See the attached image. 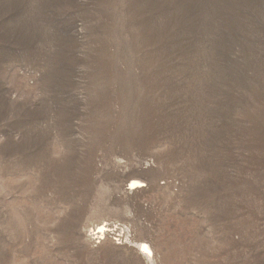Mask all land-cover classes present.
I'll return each mask as SVG.
<instances>
[{
  "label": "rangeland",
  "instance_id": "374dc122",
  "mask_svg": "<svg viewBox=\"0 0 264 264\" xmlns=\"http://www.w3.org/2000/svg\"><path fill=\"white\" fill-rule=\"evenodd\" d=\"M0 264H264V0H0Z\"/></svg>",
  "mask_w": 264,
  "mask_h": 264
},
{
  "label": "bare ground",
  "instance_id": "6f19581e",
  "mask_svg": "<svg viewBox=\"0 0 264 264\" xmlns=\"http://www.w3.org/2000/svg\"><path fill=\"white\" fill-rule=\"evenodd\" d=\"M141 182L137 181V180H134V181H132V185L133 186L134 185L138 186V185L141 184ZM103 229H105V228H103ZM139 250H140L141 254L145 255V257L147 256V258L152 257V255H153L152 250H151V248L149 247V245L147 243H141L139 245Z\"/></svg>",
  "mask_w": 264,
  "mask_h": 264
},
{
  "label": "built area",
  "instance_id": "2783aa9c",
  "mask_svg": "<svg viewBox=\"0 0 264 264\" xmlns=\"http://www.w3.org/2000/svg\"><path fill=\"white\" fill-rule=\"evenodd\" d=\"M104 226H101L98 230H99V233L101 234L102 233V231H104Z\"/></svg>",
  "mask_w": 264,
  "mask_h": 264
}]
</instances>
